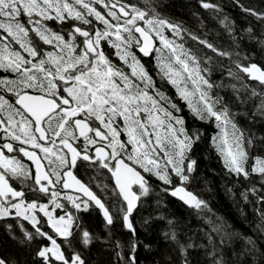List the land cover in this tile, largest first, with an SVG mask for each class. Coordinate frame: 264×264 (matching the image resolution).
<instances>
[{
  "label": "snow or ice",
  "instance_id": "obj_1",
  "mask_svg": "<svg viewBox=\"0 0 264 264\" xmlns=\"http://www.w3.org/2000/svg\"><path fill=\"white\" fill-rule=\"evenodd\" d=\"M232 3L256 20L259 34L251 23L239 28L224 5L210 0H198L199 8L217 21L226 43L188 0L166 5L145 0L144 7L131 0H0V29L6 34L0 35V69L9 74L0 78V90L11 94L9 99L0 95V220L14 215L33 229L21 225L18 237L7 225L21 251L16 258L0 255V264H92L86 252L97 241L110 245L108 258L101 253L99 264H139V229L153 219L166 220L161 235L179 253L178 261L162 253L160 264H246L247 257L257 264L258 257L264 259V134L253 130L264 125V10ZM161 7L187 11L196 27ZM189 41L195 46L186 47ZM245 42L253 47L246 49ZM105 45L130 72L113 63ZM133 46L154 58L161 85L175 89L193 120L219 130L210 138L211 147L225 176L236 180L231 188L224 185L225 191L235 200L233 189L241 179L247 182L239 195L246 204L255 202L257 238L232 231L209 201L190 189L201 178L196 154L206 134L189 127L184 109L157 86ZM214 67L226 71L227 84L211 79ZM214 89H230L245 110L235 111ZM240 116L250 127L239 124ZM78 161L84 169H106L114 181L111 189L97 185V195L78 179ZM152 178L166 186L162 192L205 218L207 230L201 231L207 244L191 236L182 242L175 218L140 217L142 198L154 191ZM204 184L211 193L209 182ZM28 193L35 198L28 199ZM90 210L101 213L106 238L85 225L80 214ZM118 227L126 230L125 243L113 240ZM238 235L244 247L228 258L224 249ZM38 239L47 243L36 245Z\"/></svg>",
  "mask_w": 264,
  "mask_h": 264
},
{
  "label": "trees",
  "instance_id": "obj_2",
  "mask_svg": "<svg viewBox=\"0 0 264 264\" xmlns=\"http://www.w3.org/2000/svg\"><path fill=\"white\" fill-rule=\"evenodd\" d=\"M121 2H127V0H121ZM131 2L137 4L140 7L145 6V0H131ZM161 2L166 5L172 2V0H161ZM210 2L220 3L224 5L225 11L233 19H235L239 28L246 27L249 23H251L255 28L257 34H259L260 26L257 24L256 20L253 17L246 16V14L243 13L239 7L233 5L232 0H210ZM240 2L246 7H253L257 10H264V0H240ZM188 3L193 10L200 13L208 28L216 29L220 32V42L226 43L227 37L224 35L223 30L219 28L217 21L210 18L207 11L199 8L198 0H188ZM158 10L163 12L164 14L179 16L181 19L187 21V24L190 27H196L195 21L191 19L190 14H188L187 11L177 12L167 7H161ZM50 26L52 25L50 24ZM2 34L3 30L0 29V35ZM169 38H171L170 34ZM209 38L211 39L212 37L210 36ZM157 46H159L158 42ZM185 46L189 47L195 45L194 42L189 41V43ZM244 47L246 49H250L253 46L248 45L245 42ZM105 51L106 54H110V58L112 59L114 64H116L118 67L123 68V70L130 72V69L122 65L114 54H111L114 50H112L110 46L105 45ZM132 51L136 52L137 57L141 59V62L149 70L150 74H152L156 79L157 86L161 87L162 91H165L167 95L172 97L178 104H180L181 108L184 109L183 115L187 119L189 127L195 125L196 127L202 129L206 134V138L196 154L199 164V170L196 175L201 178L194 181L190 186V189L196 191L204 199L208 200L212 211L217 215L222 216L231 225L232 231L241 234L242 236H253L254 238H257L259 234L254 232V228L256 224L259 223V220L257 219L255 212L253 211L255 202L253 200L252 204H246L243 202V200H241L239 195V193L248 186L247 182L241 179L240 183L233 189L236 193L235 200H233V198L229 196V194L225 191L224 185H227V187L231 188L236 183V180L235 177L228 178L225 176V169L223 168V164L218 154L211 147L210 138L219 130L215 127L214 124H203L202 122L193 120V118L189 115L184 103L176 98L175 89L166 82L161 85L160 77L156 74L157 69L155 67L154 58L143 57V55L136 50L135 46H133ZM224 63H226V61ZM7 75L9 74L0 71V78H3ZM226 76V71L222 70L220 67H214L212 70L211 79L213 81L223 80L224 83L227 84L228 80L225 79ZM214 91H219L220 95L223 96L226 101L231 102L235 111L245 110L235 103L230 89H214ZM251 107L252 104H249L247 106L249 112L251 111ZM237 119L242 127H250L248 120L245 117L240 116ZM253 130L259 134H264V125L258 123L255 125ZM2 137L3 135L0 133V143H3ZM121 139L126 140L127 137L125 135H122ZM57 143L59 142L57 141ZM255 154L257 153L254 152L253 155ZM23 162L25 164L31 165L24 158ZM75 172L82 180H84L90 187H92V189L98 195H100L101 192L97 185L107 184L109 186V189H111L112 185L114 184L113 180L109 179L111 174L108 173L106 169H101L99 172L95 167L84 169L79 166L78 161L77 169L75 170ZM204 180H207L209 182L208 186L212 188L211 193L204 191ZM251 180L252 182L256 183L257 187H260L259 177L253 176ZM151 183L154 187V191L151 192L148 197L142 198L143 206L138 208L140 217L164 216L167 218H175L179 221L178 231L179 238L182 242L186 243L187 238L191 236L194 237L196 243L207 244V240L206 238H204L203 232L201 231V229L207 230L205 218L203 216H198L194 209H191L188 206L184 205L181 201H179L175 197H172L169 193L162 192L161 188L166 186H163L160 181L152 178ZM108 195L111 196L112 193L109 191ZM27 198L33 199L35 197H33L31 193H28ZM249 199L251 200L253 198L250 197ZM241 208L243 209V214H241ZM40 215L42 216L43 214L41 213ZM80 215L90 231L99 233L102 239L107 237V233L104 231V221L101 213L98 210H90L89 213H81ZM207 215L210 216L211 214L208 213ZM8 224L12 225L13 233L18 237H22V231L20 227L21 225H23L24 228H27L30 231L33 229L28 221L23 220L21 217H15L14 215L7 218L6 220H0V252L5 256L16 258L20 253L21 247L17 243V241L11 239L7 227ZM166 229L167 222L165 219H153L150 226H148L147 228L139 229L138 239L141 241V244L136 253L139 264H160V262L162 261V253L165 257L171 256L174 258V260L178 261V250L166 244L161 235V233ZM46 230L51 231V229ZM241 235L234 237L231 247H226L224 249L226 257H232L233 249L239 252L244 247V240L241 238ZM115 239H119L122 243H125L127 241L126 230L118 227L113 236V240ZM40 243H47V241H40L38 239L35 242L36 245H39ZM145 245H150V247H145ZM109 249L110 245H105L100 241H97L92 247L87 250L86 255L92 261V264H99L101 253H104L103 258L107 259V253ZM261 249L264 250V242L261 243ZM198 252L200 258L203 259V250H198ZM190 253L193 256L197 255V252L193 250H190ZM114 255L115 254L112 253L113 258ZM246 264H252V260L250 257L246 258ZM257 264H264V259L258 257Z\"/></svg>",
  "mask_w": 264,
  "mask_h": 264
},
{
  "label": "flooded vegetation",
  "instance_id": "obj_3",
  "mask_svg": "<svg viewBox=\"0 0 264 264\" xmlns=\"http://www.w3.org/2000/svg\"><path fill=\"white\" fill-rule=\"evenodd\" d=\"M2 35H6L5 33H3ZM10 39V38H9ZM6 42V41H5ZM13 48H16L17 50H19V46L18 45H15L13 44L12 45ZM0 71H3L2 69H0ZM4 78V77H3ZM11 78H14V75L11 77ZM0 95H4L6 97V99H9L11 97V94L8 93V94H5L2 90H0ZM3 135V133H1Z\"/></svg>",
  "mask_w": 264,
  "mask_h": 264
},
{
  "label": "water",
  "instance_id": "obj_4",
  "mask_svg": "<svg viewBox=\"0 0 264 264\" xmlns=\"http://www.w3.org/2000/svg\"><path fill=\"white\" fill-rule=\"evenodd\" d=\"M26 158V157H25ZM27 159V158H26ZM33 168H34V165H33ZM74 175L77 176L78 179H81L76 173H75V170H74ZM82 180V179H81ZM82 182H85L84 180H82ZM86 183V182H85ZM87 184V183H86ZM89 186V185H88ZM90 187V186H89ZM93 190V189H92ZM71 191V190H70ZM94 191V190H93Z\"/></svg>",
  "mask_w": 264,
  "mask_h": 264
},
{
  "label": "rangeland",
  "instance_id": "obj_5",
  "mask_svg": "<svg viewBox=\"0 0 264 264\" xmlns=\"http://www.w3.org/2000/svg\"><path fill=\"white\" fill-rule=\"evenodd\" d=\"M20 250V249H19ZM21 251V250H20ZM0 255H4L3 253L0 252Z\"/></svg>",
  "mask_w": 264,
  "mask_h": 264
}]
</instances>
